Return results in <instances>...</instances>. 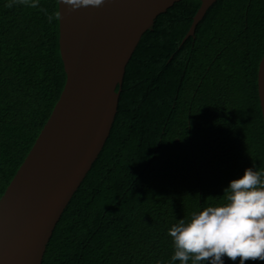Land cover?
Listing matches in <instances>:
<instances>
[{
    "label": "trees",
    "instance_id": "16d2710c",
    "mask_svg": "<svg viewBox=\"0 0 264 264\" xmlns=\"http://www.w3.org/2000/svg\"><path fill=\"white\" fill-rule=\"evenodd\" d=\"M9 2L0 0V198L66 81L59 20L41 10L54 14L58 0ZM200 5L173 3L141 36L109 135L41 264H173L170 228L227 203L246 169L264 170V0H215L185 38Z\"/></svg>",
    "mask_w": 264,
    "mask_h": 264
},
{
    "label": "water",
    "instance_id": "95a60500",
    "mask_svg": "<svg viewBox=\"0 0 264 264\" xmlns=\"http://www.w3.org/2000/svg\"><path fill=\"white\" fill-rule=\"evenodd\" d=\"M178 1L105 0L73 11L58 0L66 81L0 198V264L42 263L62 211L109 135L134 49L157 15ZM200 1L185 38L215 0ZM257 91L264 123V54Z\"/></svg>",
    "mask_w": 264,
    "mask_h": 264
},
{
    "label": "clouds",
    "instance_id": "9594fccd",
    "mask_svg": "<svg viewBox=\"0 0 264 264\" xmlns=\"http://www.w3.org/2000/svg\"><path fill=\"white\" fill-rule=\"evenodd\" d=\"M70 10L101 7L105 0H59ZM39 6V0H10L6 7ZM45 12L48 22L61 20L62 13ZM227 203L209 206L180 219L169 230L173 241V264H224V257L239 264L264 261V170L248 168L243 176L230 182L224 190Z\"/></svg>",
    "mask_w": 264,
    "mask_h": 264
}]
</instances>
